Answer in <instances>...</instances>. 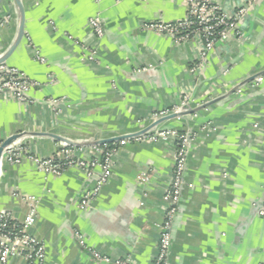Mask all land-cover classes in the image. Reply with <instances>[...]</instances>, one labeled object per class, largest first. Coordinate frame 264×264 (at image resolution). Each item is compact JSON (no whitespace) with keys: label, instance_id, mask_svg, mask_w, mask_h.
Listing matches in <instances>:
<instances>
[{"label":"crops","instance_id":"obj_1","mask_svg":"<svg viewBox=\"0 0 264 264\" xmlns=\"http://www.w3.org/2000/svg\"><path fill=\"white\" fill-rule=\"evenodd\" d=\"M22 1L25 36L6 63L39 84L25 103L0 94V140L19 135L12 144L39 157L75 141L90 158L93 141L137 133L190 95L194 113L159 125L190 135L170 264H264V0L251 1L241 36L219 42L196 73L198 40L177 43L145 27L184 18L185 0ZM215 1L229 13L248 3ZM18 24L15 0H2L0 55ZM135 137L107 143L117 148L113 175L87 208L79 204L96 176L45 174L29 159L1 156L0 210L23 221L36 206L31 233L45 245L44 264H154L176 145ZM8 264L30 263L11 256Z\"/></svg>","mask_w":264,"mask_h":264},{"label":"built area","instance_id":"obj_2","mask_svg":"<svg viewBox=\"0 0 264 264\" xmlns=\"http://www.w3.org/2000/svg\"><path fill=\"white\" fill-rule=\"evenodd\" d=\"M187 11L184 18L171 21H156L145 25L146 28L157 33L170 35L177 43L189 40H198L200 43L197 62L192 66L191 72L196 73L207 63L209 55L219 42H225L230 37H240V20L247 14L248 5L229 13L215 0H185ZM90 24L97 35L103 34L99 17H92ZM42 61L44 59L39 57ZM93 59V55H88ZM39 83L32 80L20 69L7 63L0 64V94H8L21 102L28 101L29 91ZM54 101V100H53ZM192 97L185 95L181 104L172 108L156 112L154 121L190 108ZM138 140L152 142L173 141L176 145L174 156L173 179L166 193V201L169 209L166 220L161 226L160 241L157 257L154 264H170L169 254L172 246L170 230L173 217L177 211L180 197L184 187V174L188 161L190 135L176 128L156 127L141 135L136 136ZM122 140V143H126ZM3 141L0 140V147ZM117 153L116 144H96L92 146V155L85 158L77 155L70 145L66 144L60 153L50 157H39L29 152L21 143H14L5 148L3 156L10 163H21L25 159L33 161L40 172L60 176L71 168L83 171L87 177L96 176V183L92 189L86 190L81 197L79 206L87 208L92 200L98 195L102 186L110 180L113 175L114 157ZM146 179V178H145ZM29 199L31 202H35ZM259 215L264 218V202L259 210ZM37 219L36 206H32L30 213L23 221H17L11 212L0 210V262L8 264L11 256H18L30 264H44L45 245L31 233V227ZM79 241L84 245L82 237L78 235ZM96 258L109 260L93 251ZM118 264H133L129 259L117 260Z\"/></svg>","mask_w":264,"mask_h":264},{"label":"water","instance_id":"obj_3","mask_svg":"<svg viewBox=\"0 0 264 264\" xmlns=\"http://www.w3.org/2000/svg\"><path fill=\"white\" fill-rule=\"evenodd\" d=\"M2 0H0V4H1ZM15 3L17 5V12H18V20H19V24H18V30H17V34L16 37L13 41V43L10 45V47L0 55V64L6 63V61L8 60V58L15 52V50L18 48V46L20 45V43L22 42L24 36H25V21H26V12H25V7L23 4L22 0H15ZM256 76L251 77L248 80H252L255 79ZM196 111V109L193 108H188L185 109L183 111L177 112V113H172L166 117H163L157 121H154L152 124H150L149 126L143 128L142 130H140L137 133H132V134H126V135H120L117 137H114L112 139H103V140H95L93 141L91 144L92 145H96V144H107L110 142H114L116 140H121V139H126L127 137H134V136H138L143 134L144 132H147L151 129H154L156 127H158L160 125V123H162L163 121H165L166 119L172 118V117H179L181 115H183L186 112H190V113H194ZM19 135H12L10 137H8L6 140L3 141L1 147H0V159L1 156L3 155V152L5 150L6 147H8L9 145H11L15 139L18 138ZM68 145H77L78 143L75 141H66Z\"/></svg>","mask_w":264,"mask_h":264},{"label":"rangeland","instance_id":"obj_4","mask_svg":"<svg viewBox=\"0 0 264 264\" xmlns=\"http://www.w3.org/2000/svg\"><path fill=\"white\" fill-rule=\"evenodd\" d=\"M7 22V21H6Z\"/></svg>","mask_w":264,"mask_h":264}]
</instances>
